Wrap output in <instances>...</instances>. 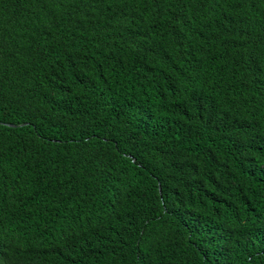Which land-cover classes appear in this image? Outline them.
Returning a JSON list of instances; mask_svg holds the SVG:
<instances>
[{
  "label": "trees",
  "instance_id": "obj_1",
  "mask_svg": "<svg viewBox=\"0 0 264 264\" xmlns=\"http://www.w3.org/2000/svg\"><path fill=\"white\" fill-rule=\"evenodd\" d=\"M0 264H264V0H0Z\"/></svg>",
  "mask_w": 264,
  "mask_h": 264
}]
</instances>
